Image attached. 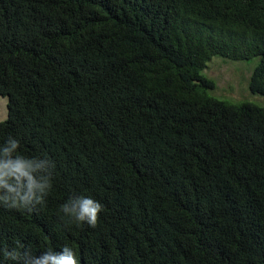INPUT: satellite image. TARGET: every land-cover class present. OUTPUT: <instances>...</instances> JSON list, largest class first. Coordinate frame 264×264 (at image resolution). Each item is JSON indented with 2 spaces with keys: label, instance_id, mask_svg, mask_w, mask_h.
<instances>
[{
  "label": "trees",
  "instance_id": "obj_1",
  "mask_svg": "<svg viewBox=\"0 0 264 264\" xmlns=\"http://www.w3.org/2000/svg\"><path fill=\"white\" fill-rule=\"evenodd\" d=\"M212 56L264 96V0H0V148L49 184L0 199V264H264V106L211 95Z\"/></svg>",
  "mask_w": 264,
  "mask_h": 264
},
{
  "label": "clouds",
  "instance_id": "obj_2",
  "mask_svg": "<svg viewBox=\"0 0 264 264\" xmlns=\"http://www.w3.org/2000/svg\"><path fill=\"white\" fill-rule=\"evenodd\" d=\"M17 146L16 140L9 139L7 145L0 148V190L5 192L0 199H11L13 205L17 201L27 203L37 191L42 193L49 187L47 178L38 179L41 164L13 155ZM36 199L40 197L36 196ZM103 210L101 203L89 197H79L63 207L65 214L73 217L78 225L86 222L91 227L97 226ZM31 264H77V260L73 250L65 246L60 253L49 251L39 258H33Z\"/></svg>",
  "mask_w": 264,
  "mask_h": 264
},
{
  "label": "rangeland",
  "instance_id": "obj_3",
  "mask_svg": "<svg viewBox=\"0 0 264 264\" xmlns=\"http://www.w3.org/2000/svg\"><path fill=\"white\" fill-rule=\"evenodd\" d=\"M258 61L254 56L249 59H226L212 56L202 73L213 80L214 87L209 93L216 98L232 103L248 101L264 106V96L251 94L247 87L249 75ZM7 99L0 95V121L7 116Z\"/></svg>",
  "mask_w": 264,
  "mask_h": 264
}]
</instances>
